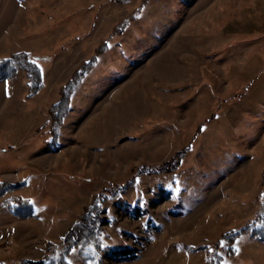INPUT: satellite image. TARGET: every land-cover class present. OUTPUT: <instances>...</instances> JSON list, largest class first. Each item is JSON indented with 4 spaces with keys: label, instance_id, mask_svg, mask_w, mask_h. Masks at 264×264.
<instances>
[{
    "label": "rangeland",
    "instance_id": "obj_1",
    "mask_svg": "<svg viewBox=\"0 0 264 264\" xmlns=\"http://www.w3.org/2000/svg\"><path fill=\"white\" fill-rule=\"evenodd\" d=\"M25 51L38 93L22 71L0 82V183L18 186L0 263L69 245L93 196L123 189L99 213L106 264H264L253 230L233 256L220 238L264 230V0H0V60ZM93 58L56 140L50 109Z\"/></svg>",
    "mask_w": 264,
    "mask_h": 264
},
{
    "label": "trees",
    "instance_id": "obj_2",
    "mask_svg": "<svg viewBox=\"0 0 264 264\" xmlns=\"http://www.w3.org/2000/svg\"><path fill=\"white\" fill-rule=\"evenodd\" d=\"M97 63L98 60L96 58L84 63V66L78 72L76 79L69 81L64 87L60 101L51 107L50 115L54 124V128L52 130L54 139L57 137V133H55L56 129L62 125L63 119L68 115L70 97L73 91L78 87L84 76L89 73ZM20 71L24 72L30 81V83L28 82L29 95L27 98H32L38 93L42 84L43 72L41 71V68L35 63L31 53L26 51L20 52L0 60V82L3 80L13 79ZM17 187L18 186L15 184L10 186L8 183H0V198H2L5 192L16 189ZM122 190L123 189H120L117 194H113L111 197L105 193L106 191L100 192V195L97 194L93 196L91 204L84 207L83 217L74 224L63 241L69 245L63 247L61 244L56 245L52 242H49L45 248L46 254L41 259L36 261L24 259L21 261V264H70L67 260L70 250L72 248L79 250L80 247L84 250L94 251L93 256H91V261L85 264H106L105 261H103L102 256V249L104 250V246L101 227L102 223L106 222L107 220L101 218L99 213L102 210L101 206L105 204L110 198H117ZM22 205L27 206L28 202L19 199L16 200L15 204H9L5 206H8L9 209L15 211L18 206ZM262 219L263 218L259 216L253 219L250 224L237 231L230 230L224 232V234H221L220 238L222 240H226V242L231 246V248L228 249L229 255H234L235 250L233 245L236 240L245 233L253 230V236L255 238L259 237L264 239V230L258 227ZM198 248L201 247H196L195 249L198 250ZM132 251L133 249L131 248L111 250L107 257L112 259L117 257L127 259L129 254L132 255ZM129 258L133 257L130 256Z\"/></svg>",
    "mask_w": 264,
    "mask_h": 264
}]
</instances>
